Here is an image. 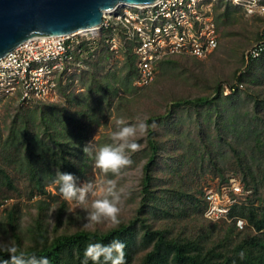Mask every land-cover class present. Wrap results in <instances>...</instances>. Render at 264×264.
Returning <instances> with one entry per match:
<instances>
[{"label": "rangeland", "instance_id": "rangeland-1", "mask_svg": "<svg viewBox=\"0 0 264 264\" xmlns=\"http://www.w3.org/2000/svg\"><path fill=\"white\" fill-rule=\"evenodd\" d=\"M214 16L218 44L208 57L165 59L154 80L140 87L134 83L135 69L125 78L129 74L126 52L108 55L95 68L96 82L84 73L76 75L59 86L57 98L50 102L63 107L59 122L68 129V138L70 132L74 136L71 141L77 149L71 158L81 174L78 183L111 178L117 181L118 188H123L118 225L103 221L85 227L86 210L60 199L51 171L42 172L41 185L36 186L21 163L24 149L19 157L14 149L8 151L4 141L10 134L11 122L17 116H27L38 124L47 103L24 107L13 100L0 103V166L13 184L9 187L6 182L0 183V242L11 241L17 249L26 250L33 244L38 224L52 239L78 231L105 233L136 220L128 264H141L153 245L144 240L142 218L148 227L164 231L170 239L195 242L204 251L215 250L224 256H229L243 239L262 237L264 229L256 232L248 226L247 213H236L246 226L243 234L235 230L232 235L230 224L207 221L202 213L204 190L216 188L230 178L244 186L243 169L249 165L258 182L240 207L254 209L259 218L264 216V184L260 183L264 176V54L253 61L246 58L260 40L264 15L248 16L224 0ZM94 84L91 97L89 88ZM99 84L107 89L99 88ZM231 86H239L232 95L228 91ZM199 97L215 100L211 106L201 108L174 106L178 100ZM83 105L89 106L92 114H87ZM66 113L75 119V127L67 126ZM164 114L165 118L153 123L160 151L152 167L148 207L141 213L146 196L143 169L149 154L148 129L145 135L135 138L140 148L128 153L132 163L119 174H104L95 168L83 148L90 142L93 144L89 147L111 143L117 118L134 123L136 116L148 120ZM18 145L21 147V143Z\"/></svg>", "mask_w": 264, "mask_h": 264}, {"label": "built area", "instance_id": "built-area-1", "mask_svg": "<svg viewBox=\"0 0 264 264\" xmlns=\"http://www.w3.org/2000/svg\"><path fill=\"white\" fill-rule=\"evenodd\" d=\"M222 1L156 0L149 5H118L105 12L94 28L30 38L0 59V103L13 100L24 107L53 102L61 84L88 71L104 53L129 52L136 73L134 83L147 86L165 59H204L215 51L218 32L214 15ZM228 1L248 16L264 15V0ZM263 54L264 29L246 58L253 61ZM250 192L235 178L205 189L204 219L233 224L238 231L244 229L246 222L233 211L246 204Z\"/></svg>", "mask_w": 264, "mask_h": 264}, {"label": "trees", "instance_id": "trees-1", "mask_svg": "<svg viewBox=\"0 0 264 264\" xmlns=\"http://www.w3.org/2000/svg\"><path fill=\"white\" fill-rule=\"evenodd\" d=\"M127 62L129 67V74L125 75L128 78L133 71V57L129 52H126ZM108 58V54L104 53L100 55L98 61L92 64V67L85 71L84 74L92 77L96 82V67L98 64L103 63ZM95 84L89 88L88 95L91 96L95 92ZM108 86V85H107ZM99 88L107 89L105 86L99 84ZM231 95L238 90L239 86H231ZM220 88H218L219 90ZM92 97V96H91ZM214 98L211 97H199L195 99H182L174 103V106H188L191 108H201L211 106L214 103ZM72 101V100H71ZM92 102V101H91ZM47 103L41 110L38 124L35 119L27 116H17L15 120L11 122L10 134L5 138L4 143L8 146V151L14 149L15 156L22 155V148L24 149L23 162L24 168H26L32 180L36 186L41 185L39 175L47 170L52 176H55L57 169L61 172H69L73 175L81 178L78 170L75 168L71 155L72 151L77 149V146L72 144L74 136L67 133L66 126L59 122L61 113L64 111L60 104ZM82 108L88 114H92L91 109L87 105H83ZM259 111V110H257ZM258 113V112H257ZM165 115L152 116L147 120L149 125L147 136V150L149 152L146 164L144 165V192L145 197L141 203L140 212L148 207L147 201L151 195L150 184L152 181V167L154 166L156 159L160 151V145L157 139V133L153 123L161 118H165ZM67 126H76L75 119L70 117L67 113ZM259 118L262 116L259 115ZM263 118V117H262ZM78 122V121H77ZM74 123V124H73ZM18 142L21 143L19 147ZM14 147V148H13ZM247 178H250L249 180ZM243 184L246 189L250 190L251 187H256L258 179L253 175L252 169L247 165L243 169ZM6 182L9 187H13L10 176L7 171L0 166V183ZM260 183L264 184V176L260 179ZM234 208L233 214L239 213L244 216L246 213V219L248 226L254 231H261L264 229V216L258 217L256 211L252 208L246 207ZM203 213V209H202ZM237 216V215H236ZM142 227L144 229V240L147 243H151L152 248L145 255L141 264H264V238L259 236H252L245 238L241 243L234 247L229 256H224L223 253L215 250L204 251L200 249L201 246L195 245V242H186L176 239H170L166 236L162 230H152L148 227L144 218L140 219ZM236 230L233 224H230V232ZM243 230V229H242ZM242 230L239 234H243ZM136 231V220L130 221L128 224L121 225L120 227L109 230L108 232H89L78 231L73 234H63L50 239L43 231L40 224L36 226V231L33 237V244L26 250H20L26 255L47 256L51 264H82L83 252L89 243L102 242L109 243L112 239L118 238L126 243L125 248V264H128L130 259L131 250V238ZM238 231V230H236ZM4 259H10V254H0ZM92 264V262H89Z\"/></svg>", "mask_w": 264, "mask_h": 264}, {"label": "clouds", "instance_id": "clouds-1", "mask_svg": "<svg viewBox=\"0 0 264 264\" xmlns=\"http://www.w3.org/2000/svg\"><path fill=\"white\" fill-rule=\"evenodd\" d=\"M154 127V125H152ZM149 128L147 118L135 117L134 123H126L124 118L116 119V128L111 132V143L92 145L90 142L83 152L92 157L95 168L102 173L119 174L120 170L132 163L128 153L140 148L136 137L143 136ZM53 185L58 187L60 199L74 207L83 206L85 211V227L110 221L112 225L120 223L121 194L123 188L117 187L115 179L107 178L97 183L88 180L78 183V178L72 173L57 169ZM126 243L118 238L109 243H89L83 252L82 264H125ZM10 254V259L0 256V264H51L47 256L26 255L18 251L11 241L0 242V254Z\"/></svg>", "mask_w": 264, "mask_h": 264}, {"label": "water", "instance_id": "water-1", "mask_svg": "<svg viewBox=\"0 0 264 264\" xmlns=\"http://www.w3.org/2000/svg\"><path fill=\"white\" fill-rule=\"evenodd\" d=\"M156 0H0V59L24 41L94 28L118 5Z\"/></svg>", "mask_w": 264, "mask_h": 264}]
</instances>
